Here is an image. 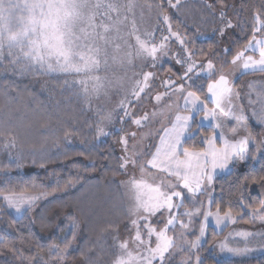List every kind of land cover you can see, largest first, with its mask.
I'll return each instance as SVG.
<instances>
[{"label":"snow or ice","instance_id":"snow-or-ice-1","mask_svg":"<svg viewBox=\"0 0 264 264\" xmlns=\"http://www.w3.org/2000/svg\"><path fill=\"white\" fill-rule=\"evenodd\" d=\"M187 2L188 0H160L155 3L148 0L143 3L140 0H0V65L11 68L14 74L19 75L64 74L69 77L63 81L64 89L73 96H83L85 102L101 95L107 97L113 88H123L124 81L129 79L126 69L133 66L134 60H140L141 66L151 61L149 66L155 67L157 61L168 55V41L174 37L179 42L184 55L177 54L179 58L175 62L183 71L175 80L169 77L161 81L165 91L152 97L156 102L155 107L160 110L134 117V112L129 111L124 100L119 104V111L124 113L119 117L122 123L130 120L140 128L158 116H164L166 110V122L170 126L162 124L155 132L157 142L139 152L136 151L138 145L135 143L131 150L129 148V141H136L137 132L124 133L119 137L118 142L124 155L119 158L118 169L126 172L129 166L139 168L142 178L120 182L132 194V204L128 208V226L134 230V236L123 241L118 236L114 238L118 241L115 247L119 249V255L112 264H171L174 253L185 251L192 255L181 264H206L208 260L212 264H222V254L243 257L255 250L249 247L252 240L259 238L264 241V230H240L234 235L229 234L219 243H209L207 240L210 223L226 226L229 222L235 223L242 218L240 214H233L232 201H217L214 185L216 174L224 172L238 161L264 159V135L254 136L252 130L246 126L247 117L242 106H238L239 115L233 111L232 101L235 94L229 79L233 73L224 71V65L231 64L233 69L239 68L242 73L264 72V0L251 13V36L247 42L235 50L227 47L223 49L225 57L231 54L230 60L221 59L211 47L208 50L200 49V57L197 58L195 51L187 47L191 41L186 35L182 36L179 31H173L172 18L167 14L166 8L183 15L182 9ZM202 3L210 16H215L217 8L219 9L221 36L226 29L237 26L247 35L245 22L238 16L234 24L228 16L225 0H202ZM145 8L150 13L155 10L154 31L164 30L160 27L161 23L166 26L168 35L162 36L159 43L154 42V31L146 30V39H141L137 34V11L143 21ZM241 10H244L243 6ZM200 19L205 17L201 16ZM129 24L130 29L125 31ZM196 24L197 21L194 20L191 25L185 23V27H192L200 35ZM132 36H135V45L129 43ZM250 52L258 53L259 58L249 55ZM217 60L220 61L219 65ZM115 69L125 70V75L116 74ZM101 71L105 75L97 74ZM110 71L111 75H108ZM136 75L142 76V79L133 81L131 95L138 103L141 93L147 95L146 89H150L149 82L155 78V74L133 73V77ZM205 80L209 81L206 85ZM4 87V107L7 108L13 99V89L11 85ZM164 101L168 103L161 109ZM261 102L264 104V98ZM131 103L132 101H128L129 105ZM252 103L249 100V104ZM229 115L238 125L244 122L245 126L227 129L222 121ZM252 115L264 127V107L259 115L255 111ZM7 116L4 126L12 123L11 113ZM112 122L113 113L108 111L100 114L96 125L89 127H95L98 138L111 136L112 131H105L101 125ZM205 126L212 129L210 135L203 134ZM116 131L123 132V128ZM69 135L66 131L64 139L67 140ZM197 136L204 147L196 150L185 146L190 140L195 143ZM217 141L221 142L220 146H217ZM16 143V136L7 141L11 147H15ZM29 150L35 157L43 154L44 146L32 145ZM146 155L151 158L141 162V158ZM33 163H36L35 159ZM10 166L5 165L4 169ZM19 166L16 164V167ZM43 166L42 164L41 167ZM147 168L155 172H146ZM4 174L7 176L9 173L5 170ZM145 175L151 177V182L143 179ZM251 182L264 187V176L252 177ZM3 183L8 184V181ZM248 185L249 176L245 175L243 187L247 188ZM67 186H73L71 180L67 182ZM47 195L0 192V201L19 214L30 211L36 201ZM185 201L192 207L186 208ZM238 204L241 210L247 207L243 196L238 198ZM250 217L251 223L264 226V200L260 201L258 208L252 210ZM195 222H199L198 231L193 227ZM157 224H162L163 227L158 228L155 226ZM70 227L75 229L74 219ZM177 227L180 228L179 233L168 234ZM109 230H113L111 225L107 229H101L97 241L102 240L103 234ZM193 234L195 238L189 239ZM72 236L74 239V231ZM62 240L65 241L63 247L52 244L47 249L49 256H56L52 264H67L66 255L71 241H68L67 235ZM231 241H238L243 246H230ZM0 244L20 259L27 260V264H48L42 259V249L36 253L39 259L25 258L23 251L14 245L10 246L3 236H0ZM206 244L208 247L202 256L200 250ZM259 246L264 249V243ZM92 255L91 249L81 252L87 264H101L99 260L92 259Z\"/></svg>","mask_w":264,"mask_h":264},{"label":"trees","instance_id":"trees-1","mask_svg":"<svg viewBox=\"0 0 264 264\" xmlns=\"http://www.w3.org/2000/svg\"><path fill=\"white\" fill-rule=\"evenodd\" d=\"M153 1L160 2V0ZM260 3L261 0H235V7L229 17L235 24L239 16V19L245 22L247 35L241 31V27H234L225 42L227 48L235 50L247 42L248 37L251 36V13L259 7ZM241 6L244 10H241ZM167 11L168 8H166ZM210 17V23L207 25L214 29L204 39H198L193 29L185 27V23H192L191 21L185 19L186 21L178 22L177 18L173 16L171 18L173 27H180L187 39L191 41L187 47L195 51L197 58L200 57V49L208 50L211 47L216 50L221 59L230 60L231 54L225 57L216 39V26L221 25L219 14ZM216 63L218 64L219 60ZM224 67H229V64ZM255 73L264 75V72ZM68 78L58 73L19 75L14 74L11 68L0 65V171H10L7 176L0 173V192L47 193V199L40 206L53 205L48 215L35 217L37 228L29 217L28 211L15 217L0 201V236H3L10 246L14 245L21 249L25 258L36 257V253L42 249L41 256L46 262L49 259L47 249L50 245L58 241L61 247L64 246L65 241L58 239L64 226L57 224L56 221L58 214L67 209L70 213L66 216L65 226L73 214L82 222H78L79 233L74 239L73 231L67 233L68 241L73 243L66 257L76 260L81 252L91 249L92 259L99 260L101 264H110L115 257V247L110 237L120 231L124 218L115 219L112 224L109 219L104 217L95 219L92 214L87 218L89 206L85 201L101 202L103 196L96 197L95 192L83 198H77V195L80 194L79 191L83 193L96 188L106 192L105 194H109L111 190L114 196H117L118 177L122 174V171L118 169L120 160L115 150L120 137V133L116 131L118 119L116 117L115 122L108 126V131L113 133L111 136L97 138L95 127H89V125L97 124L92 110H86L82 100L71 95L63 87V81ZM5 85H11L13 89V99L7 108L4 107ZM9 112L12 123L4 126L3 122L8 118ZM129 126L127 122L124 130L128 131ZM253 127L250 126L253 135L259 136ZM66 131L70 133L67 140L64 139ZM211 131V128L204 127L203 134H210ZM12 136L17 138L15 147L7 144ZM199 139L197 136L195 143L190 140L185 146L200 149L203 145L199 143ZM32 145H43V154L34 157L29 150ZM251 154L250 152L249 155ZM33 159L36 160L35 164ZM16 164L20 166L16 167ZM42 164L43 167H41ZM5 165L11 166L4 169ZM262 165H264V159H258L256 162L252 159L245 162L238 161L232 165L229 172L214 180L217 201H232L233 214H240L242 217L238 219L240 224H250L252 210L258 208L260 201L264 198V187L251 182L252 177L264 176ZM23 167L31 170L23 172ZM245 175L249 176L247 188L243 187ZM69 180L73 183L72 187L67 186ZM4 181H8V184L3 183ZM241 196L247 205L243 210L238 204V198ZM213 209L215 210V206ZM109 225L113 230L105 232L104 238L98 242L97 237L101 234V229H107ZM53 226L60 227L58 228L60 231L42 240L40 232H46ZM208 233L207 240L210 242L224 232L216 233L210 228ZM75 241H77L76 245H74ZM82 244L86 247L84 250L81 249ZM29 248L31 251H28ZM36 258L39 259V257ZM77 259L76 261L80 264H87L82 256ZM221 261L222 264H230L225 260ZM252 263L264 264V255L253 259ZM0 264H27V260L20 259L18 255H14L7 247L0 244ZM206 264H212V261L208 260Z\"/></svg>","mask_w":264,"mask_h":264},{"label":"rangeland","instance_id":"rangeland-1","mask_svg":"<svg viewBox=\"0 0 264 264\" xmlns=\"http://www.w3.org/2000/svg\"><path fill=\"white\" fill-rule=\"evenodd\" d=\"M140 2H144V0H140ZM148 2L150 3H154L153 0H148ZM209 2H213V0H209ZM226 4L228 5L226 11L228 16H230L232 14V10L234 9L233 5H235V0H225ZM182 13L178 14L174 9H168L167 14L170 17H174L177 18L178 22H183L185 19L187 21H191L193 23V21H197V26L199 27V32L201 33L200 35L196 34V37L198 39H204L205 37H208L211 34V31L213 32L214 28H209L207 24L210 23L211 17L208 14L207 10H205L203 8V3L202 0H188L187 4L184 6V8L182 9ZM216 14H219V9L217 8ZM201 16H204L205 19L201 20ZM136 20H137V28L139 29L138 31V35L141 36V39H146L144 32L147 31H154V29L156 28V15H155V10H153L151 13L148 11L147 8H145L144 10V20L141 21L140 17H139V11H137V16H136ZM185 20V21H186ZM173 21V20H172ZM173 23V22H172ZM192 23H189L188 25H191ZM220 23V22H219ZM217 25V24H216ZM202 26V27H201ZM131 25H128V28L125 29V31H128L130 29ZM160 27L162 29H164L163 31H154V35H155V43H159L161 40L162 36H167L168 32L166 30V26L163 25V23L160 24ZM212 27V26H211ZM222 27L221 25H217L216 28L217 30H215L216 32V39L219 43L220 46V51L223 52V49L227 47V44L225 43L226 40H228L229 38V34L233 31L234 28H230V29H226L225 30V34L223 36L220 35L219 29ZM191 29H193L192 27H189ZM173 31H179L181 33L182 36L184 35V32H182L180 30V27H173ZM129 43L135 45V36H132L129 38ZM168 45H169V51H168V55L165 56L162 60L157 61L156 62V66L155 67H151L149 66L152 62L148 61L147 63H145L143 66H141L142 62L140 60H134L133 61V66L126 69V73H127V77L129 79H126L124 81V85L123 88H121L120 90H117L115 88H113L107 97L101 95L99 98H93L91 101L89 102H85V99L83 98V96H79V98L82 100V104L83 107L86 110H92L93 115H95V121L96 123L99 122V118H100V114H103L105 112L111 111L113 113V122H115V118L117 117L118 119V124L116 126L117 129L123 128V132H119L120 136L123 135L124 133H128V132H137V139L136 141H129V148L131 150V146L135 143L138 145V147L136 148V151H143L146 150L148 148L149 145H152L154 143L157 142L158 137L155 136V132L157 129H159L161 127L162 124H164L165 126H170L167 125L166 122V117H167V112L165 110V115L164 116H158L157 118L151 120L150 122L144 124L142 127L137 128L135 125H133L131 123L130 120H128L127 122H129L130 126L128 128V131H125L124 129L127 126V122L126 123H122L119 119L120 116H123L124 113L119 111V104L122 100L125 101V105L128 107L130 112H134V117H140L142 116L145 112L147 113H151L153 111H159L160 109H157L155 107V100L152 98L154 97L155 94L157 93H161L164 92L165 89L161 86V81L168 79L169 77H171L172 79H177L181 74L183 69L181 68V66L179 64H177L175 61L176 59L179 58V56H177V54H179L180 56H183V52L181 50V47L179 45V42L173 37L171 38L170 41H168ZM192 50V49H191ZM249 55H254L255 58H259L258 53H249ZM231 59V58H230ZM220 63V61H219ZM219 63L217 65H219ZM116 74L124 76L125 75V70L123 69H115ZM224 71L225 72H232L233 75H231L229 77L231 83V88L233 90V93L235 94L234 98H233V111L235 112L236 115H239V107L238 106H242L244 109V115L247 117V121H246V126L250 128V126H254L253 128H255V132L261 136L264 135V127H262L258 122L257 119L255 117H253L252 113L253 111H255L258 115L260 114V110L262 107H264V104H262L261 99L264 98V75L263 74H259V73H255V72H260V71H255V72H245L246 76H241L238 78L239 74L242 73L240 71L239 68L233 69V66L231 64H229V67H224ZM141 72H153L155 74V78L150 80V89H146L147 95L145 93H141V99L139 100V102H136V98L134 96L131 95V90L133 88V81L136 79H142V76L140 75H136L135 77H133V73H141ZM61 74V73H58ZM98 75H105V73L103 71H101L100 73H97ZM108 75H111V71L109 73H107ZM215 79V78H213ZM209 81L205 80L204 83L205 85L208 83ZM251 85V87H250ZM249 100H251L253 103L249 104ZM128 101H132V103L129 105ZM168 103V101H164V104H162L160 106L161 109L164 108V105H166ZM211 106V105H210ZM99 112V114H98ZM223 123H225L227 129H231L232 127H243L245 126L244 122H241L239 125L237 124V122L232 118L231 115L224 117L223 118ZM111 124H105V125H101L105 128V131H108V126H110ZM207 127V126H205ZM115 128V129H116ZM153 133V135H148V133ZM211 134V133H210ZM210 134H204V135H210ZM98 138V137H97ZM100 138V137H99ZM221 142L217 141V146H220ZM204 147V145H203ZM115 150L119 156V158L121 156L124 155L123 151H122V147L119 144V142L115 145ZM154 151V149H152ZM199 150V149H196ZM150 156H144L141 158V162H143L144 160L150 159ZM258 159L256 160H252L253 162H256ZM232 167V166H231ZM231 167L227 170H225L224 172H218L216 174V177L220 176V175H224L227 172H229L231 170ZM31 169L28 167H23L22 171L23 172H28ZM5 170H1L0 173L4 174ZM8 171V170H6ZM146 172H155V170L151 169V168H147ZM8 173H10V171H8ZM215 177V178H216ZM141 173L139 168H133L131 166L128 167L126 172H122L121 176L118 177V192H117V196H114V193H112L113 191L110 190L109 194H105L106 192H103L101 190H98L96 188H94V190L91 191H87V192H80L79 195H77V198H83V197H88L90 194L92 193H97L96 197H99L100 195L103 196V199L98 202L96 201H85L87 202L88 210H87V218L92 214V216L97 219V218H105V219H109L110 223L112 224L113 220H118V219H123L124 218V222L122 223L123 225L121 226L120 231H118V233L115 236H111L110 237V241H112L114 247L117 244V240L114 239L115 237H119L120 241H123L125 239H127L129 236H134V230H131L130 227L128 226V221L130 219V217L128 216V208L131 206L132 204V199H131V192H129L128 188L125 187V185L121 184V181L127 182L130 179H141ZM143 179L148 180L149 182H151V177L148 175L143 176ZM101 193V194H100ZM24 194H39V193H24ZM74 197V196H73ZM46 196L41 197V199H39L38 201H36V203L33 205L32 209L30 211H28L29 217L31 218V220L33 221L34 226H36L38 228L37 223H35V217L37 215H41V216H46L49 214V212L52 210L53 205L52 204H47L44 206H40V204L46 200ZM264 200V198L262 199ZM2 202V201H1ZM2 204L4 205V203L2 202ZM5 206V205H4ZM35 206V207H34ZM6 207V206H5ZM185 207L186 208H191L192 205L188 202L185 201ZM6 209H8L6 207ZM15 217H19L20 215H22L25 211H22L21 213H15L14 210H10L8 209ZM214 210V209H213ZM70 213L67 209L63 210L62 212H60L58 214V218H57V224H63V231H61V233L58 236L59 241H62V237H64L65 235H67V233H70L71 231L75 232V237L78 235L79 233V225L78 222H82L81 219L76 216V215H72V218L69 219L67 221V225L65 226V221H66V216L67 214ZM73 219L76 222V227L73 230L70 225L73 223ZM153 223L155 224V221H153ZM156 227L160 228L163 227L162 224H157L155 225ZM193 227L198 231L199 228V222H195L193 224ZM58 228L60 227H56L53 226L51 229H49L46 232L41 231L40 232V237L42 240H46L49 236L54 235L55 233H57V231L59 232L60 230H58ZM210 228L216 232V233H220V232H224L220 237L216 238V239H212L209 243L212 242H221L223 240H225L226 237L229 236V234H235L236 232L240 231V230H249V231H262L264 230V226L260 225L259 223H251L248 225H243L238 223V220L235 223L229 222L226 226L225 225H220V226H216L214 223H210L209 228H208V232L210 230ZM180 232V228L177 227L175 229V231H169V235H174L176 233ZM195 238V234H193L192 236L189 237V239H194ZM73 242H71L72 244ZM264 243V241L259 240V238L252 240L249 244V247L254 248L255 250L248 253L246 256L243 257H236V256H231L230 254H222L220 256L221 260H225L227 262H229L230 264H253L252 260L264 255V249H262L259 245ZM53 244H59L58 241L53 243ZM77 244V241L74 242V245ZM85 244V243H84ZM155 245V239L153 238V246ZM243 246L242 243H239L238 241H231L230 242V246ZM83 246V247H82ZM82 250H84L86 247H84V245L82 244ZM131 247V244H130ZM208 245L206 244L204 248H202L200 250V255H204L205 251L207 249ZM119 255V249L117 247H115V257L113 258V260L116 258V256ZM190 255H192L189 252H177L174 253V255L171 257V264H181L182 261L186 260L187 257H189ZM81 257V255L79 254L77 256V258ZM76 258V260H78ZM194 259V257H193ZM56 260V256L55 254H53L52 256H49V259L46 261L48 262V264H52L53 261ZM76 260L72 259L71 257H66V261L67 264H80L79 262H77ZM112 260V261H113ZM112 261L110 262V264H112Z\"/></svg>","mask_w":264,"mask_h":264},{"label":"crops","instance_id":"crops-1","mask_svg":"<svg viewBox=\"0 0 264 264\" xmlns=\"http://www.w3.org/2000/svg\"><path fill=\"white\" fill-rule=\"evenodd\" d=\"M251 72H253V71H251ZM244 74H246V73H245V72L240 73L239 76H238V78L241 77V76H246V75H244Z\"/></svg>","mask_w":264,"mask_h":264}]
</instances>
